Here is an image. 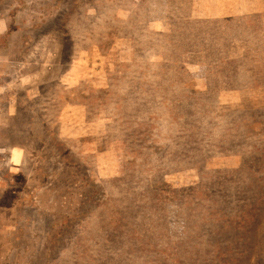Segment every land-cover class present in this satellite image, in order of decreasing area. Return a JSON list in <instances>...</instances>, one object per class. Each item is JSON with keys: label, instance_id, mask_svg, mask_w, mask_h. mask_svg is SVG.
<instances>
[{"label": "rangeland", "instance_id": "374dc122", "mask_svg": "<svg viewBox=\"0 0 264 264\" xmlns=\"http://www.w3.org/2000/svg\"><path fill=\"white\" fill-rule=\"evenodd\" d=\"M44 6L45 0L31 1L29 21L39 28L27 53L21 52L17 39L7 47L0 41V264H73V259L78 264H119L122 251L137 253L131 248V239L130 245L119 246L108 237L114 232L106 226L111 212L103 211L99 202L96 206L88 203L82 212L78 208L74 212L80 197L72 190L94 181L93 186L101 190L98 196L101 205L115 190L112 185L118 189L112 194L113 199L119 197V185L127 176L137 139L140 148L150 147L158 157L163 153L156 146V137L136 138L131 133V129L142 131L145 125L154 126L152 121L143 117L124 120L112 110L131 92L130 81L141 86L147 75L154 74L150 66L141 62L163 50L165 39L158 28L165 23L176 26L177 22H172L176 18L191 19L201 11L207 15L215 7L209 0H80L69 34L61 32L64 27L46 21L57 18L56 22L65 26L62 17L65 5L50 12H45ZM1 18L2 13L0 39L8 33ZM8 51L9 55H1ZM14 54L18 59H14ZM245 56L250 64L252 60ZM247 64L244 68H250L252 78L257 66ZM202 79L204 84L205 77ZM199 80L194 81L201 84ZM195 85H191L192 89L200 90ZM215 101L216 119L221 123L228 121L236 134L218 137L215 130L202 136L199 134L204 128L198 133L180 129L178 142L186 136L196 141L199 144L196 152L202 146L204 161L190 162L187 170L171 171L165 176L163 168L158 167L154 171L157 176L150 180L156 193L164 195V200L170 198L165 204L168 238L147 242L151 248H166L163 255L179 248L190 232L187 205L175 194L169 195L171 191L201 185L213 172L254 169L264 173V143L251 144L264 139V118H258L260 114L264 116V86L257 88V82L242 81L236 90L216 96ZM41 115L38 126L25 121ZM113 121L119 125L125 122L129 128L123 138L108 134ZM133 121L138 125L136 128L131 124ZM58 141H63L72 155L64 153L58 147L64 145ZM175 142L163 140V148ZM232 182L235 186L231 189L218 190L224 199L221 207L250 194L243 191L245 185L241 182ZM215 189L206 188L202 193ZM228 192L233 194L227 195ZM199 196L195 195V203ZM213 200L218 203L221 199L215 195ZM255 204L247 223L243 211L233 208V217L245 223L240 236L251 247L246 252L245 247L241 249L240 256L235 258L238 262L226 260L214 264H264V202ZM101 223L103 227L99 226ZM66 226L70 234L73 227L77 228L74 233L77 236L60 234ZM232 246L233 242L228 247L215 248L226 252ZM146 252L152 253L151 249ZM187 253L190 254L189 250Z\"/></svg>", "mask_w": 264, "mask_h": 264}, {"label": "trees", "instance_id": "16d2710c", "mask_svg": "<svg viewBox=\"0 0 264 264\" xmlns=\"http://www.w3.org/2000/svg\"><path fill=\"white\" fill-rule=\"evenodd\" d=\"M31 1L32 0H2V2H0V13H2L1 20L5 22L8 29V33L3 36L0 41L3 40L6 47L11 44V41L17 39L20 41L22 47L21 52L24 51L27 53L31 43L34 42V33L37 28H39V25L37 24L35 26L36 23L32 24L29 21ZM79 1L80 0L74 2L70 0H45V12H50L52 10L56 11V9L63 8L62 6L64 5V7H66V9H63L66 12L62 16L65 21L64 23L66 24L65 26L56 22L57 18L50 20L47 19L46 21L53 24L56 23L61 28L64 27L65 30H60L62 33L71 34V31L68 29L72 24V18L76 11L75 8ZM10 52L11 51L4 52L1 55H9ZM14 59H18L16 54H14ZM145 83H147V81H145ZM203 90H205V96H202L204 97L202 98V101L204 103L212 102L214 100V98H212L213 95L208 94H213V92L216 91L214 85L210 84ZM190 92L191 91L181 94L180 97H183V95ZM202 101L200 99L198 101L199 105L201 103L200 113L202 112L203 107V112L204 109H207L203 121L205 124L209 122L212 123L214 117L212 111L209 113V109L215 110V104L213 106H209V104L204 106ZM258 116V118H264L262 114ZM41 117L43 118L42 115L37 116L36 119L25 118V121L30 124V126H38L41 123ZM143 119H145V121H153L146 117H143ZM152 123L154 124V122ZM131 124L132 126L134 125V127L137 125L134 121L131 122ZM154 126L145 125L142 131L131 129V133L133 134V137L136 138H143L147 135L150 138L156 137V146H160V148L163 149V153L160 154L159 157L154 156V152L151 151L152 148H140L137 146V139V143L132 150L133 158L129 165V169H127V176H125L124 181L119 185L121 189L118 192L119 197L113 199L112 194H116L118 189L117 186L112 185L115 190L112 191L110 195L108 194L107 201L100 205L101 201H98V196H100L101 190L98 189L97 186H93L94 181H89L85 187L80 189L74 188L72 190L75 195L80 197L75 204L74 212H76L77 208L82 212L88 203L96 206L98 202V206H102L103 211L111 212L106 226L111 228L114 232L108 234V237L116 240L115 242L120 244L119 246L130 245V238L132 242L131 248L137 250V253L135 254H127L125 251H122L118 256L121 262L119 264H214L215 262L226 260L238 262L235 258L240 256L239 253L241 249H244L245 247L246 252L251 247V244H248L247 240H244L242 236H240L242 232L241 230L245 227V223L239 222L233 217V208L243 211L247 223V221L253 216L252 210L254 209V206H256V201L264 202V173L254 169H232L213 172L210 174L212 177L207 179L205 183L201 185L188 190L171 191L169 195L175 194L187 205L188 229L190 232L188 240L183 242L179 248L173 249L174 251L170 252L168 255H163L162 252L167 250L166 248H151L148 243L168 238L167 206L165 207V204L167 203L168 205L170 198L164 200V195L156 193V191L150 187V180L152 177L157 176V173L152 170H150V172L147 170H149L151 164L155 162L154 159H156L158 160L156 162L159 163V167L163 168L164 176L171 171H184L190 162L199 160V155L202 153V146L200 147L201 151L197 153V146H199V144L186 136L184 137V141L181 142H178L176 138L175 144H168L167 148L164 149L160 132H158L157 126ZM203 127L204 126H201V123L196 122L195 124L181 125L179 126L178 131L183 129L181 130L182 132L195 131L198 133ZM206 132H210V130L205 128V131H203V133L201 132L199 135H206ZM207 134L210 135L211 133ZM50 137V141L52 142V136L50 135ZM50 141L49 143H51ZM58 142L61 145H64L58 146L63 149L64 153L67 151L68 154L72 155L70 153L71 150L69 149V152L67 149L69 147L65 148L66 145L63 141ZM122 142L125 144L124 139ZM129 142L130 141L128 140V143ZM263 143L264 139H260L257 142H251V144L255 145ZM175 148H180V151L182 149L186 154L180 156L179 159H177V162L172 163L168 161L167 158ZM74 157L81 159L76 155ZM253 175H255L254 178ZM233 180L245 185V190L243 191L250 194L246 197L244 196L245 199L238 198L233 202H229L227 207H221V203H223L224 199L218 195V190L221 188L231 189L235 186V182H232ZM76 181L80 182V180ZM212 187L217 189L208 194L202 193L203 189ZM198 193L200 194V200H197L195 203V199H197L195 195ZM232 194L233 192H228L227 195ZM215 195H217L218 199H221L218 203L213 200V196ZM225 199L230 200V197H226ZM187 203H194V205H188ZM78 218H80V216H78ZM89 221L90 216L88 218V222ZM99 226L103 227L104 224L101 223ZM68 230L69 227L66 226L61 230L60 234L64 236L74 235L78 229L73 227L72 234H70ZM118 230L121 232H115ZM74 236L76 237L77 235ZM118 236L120 237L116 239L115 237ZM232 242L234 243V246H232L231 251L224 252L215 248L216 246H221L223 248L228 247ZM261 247H263V245H261ZM146 249H151L152 253H147ZM187 250H189L190 254L187 253ZM191 254H194V256H191ZM74 260L75 259L72 260L73 264L79 263V261L74 262Z\"/></svg>", "mask_w": 264, "mask_h": 264}, {"label": "crops", "instance_id": "0c3cea01", "mask_svg": "<svg viewBox=\"0 0 264 264\" xmlns=\"http://www.w3.org/2000/svg\"><path fill=\"white\" fill-rule=\"evenodd\" d=\"M209 1L215 7L209 14L205 15L201 11L191 19L176 18L172 21L177 22L176 26L165 23L164 27L158 28L161 32L152 30L163 36L165 44L161 52L141 62L150 66L154 74L147 75L141 86L134 82L131 87V91L146 92L147 97L137 118L152 120L161 101L168 99L171 94H184V90L189 92L193 84L200 88L199 91L210 83L214 85L216 91L208 95H213L215 108L216 96L236 90L239 82H257V88L264 86V68H260V65L264 66V0H254L256 4H250V0H239L238 3L235 0H218L222 4L215 0ZM186 22L188 25L182 27V23ZM245 55L252 60L250 64L245 61ZM245 64L257 66L252 78L249 76L250 68H244ZM160 66L165 68L162 77L167 80L164 86L158 85V71L155 72ZM202 77H205L204 84ZM196 79H200L201 84L195 82ZM190 80L194 83H189ZM196 116L195 101L186 99L179 103L181 122H191ZM131 118L135 120L134 115ZM118 125L117 121H113L108 134L115 136Z\"/></svg>", "mask_w": 264, "mask_h": 264}, {"label": "bare ground", "instance_id": "6f19581e", "mask_svg": "<svg viewBox=\"0 0 264 264\" xmlns=\"http://www.w3.org/2000/svg\"><path fill=\"white\" fill-rule=\"evenodd\" d=\"M164 70L165 68L163 66H160L155 71L156 73L158 71V74H160L158 75L159 76L158 85L164 86V84L166 83L167 79L165 77H162L164 76ZM134 82H135L134 80L130 81L129 88L133 87ZM147 88L145 91H147ZM189 91H191L190 95H183V97H180L181 95L180 93L179 95H177L176 93L175 95L171 94L168 99L160 102L157 113L153 114V116L155 117H153L152 120L158 128V132H160V137L162 141L165 140L167 142H173L174 140H176V138L178 137L180 133L178 131L179 126L181 125L183 126L186 124H195L196 122L201 123V126L208 128L211 134L215 133V130H216L218 137H222L224 135H229V134H232V135L236 134L235 131L233 130V127L228 124V121L221 123L219 119H216V108L215 110L209 109V113L212 111L214 119L212 123L209 122L205 124L203 121V118H204V115H206L207 109H204V112H203V108H204L203 107L202 112L200 113L201 103L200 105L198 103L199 99L202 101V96H205V92L192 89V87L190 88ZM184 92L186 93L185 90ZM127 98L128 99L132 98L133 99L132 103L131 102L128 103ZM145 98L147 99L146 92L143 93L142 90L131 91L125 97L121 98V100L119 101L120 105L119 104H117V106L114 105V109L112 110V113L118 115L121 119H124V120H126L128 117L131 118L133 115H134V118L136 119L137 113L140 111V103H143ZM186 99L195 101L196 106H197V116L191 122H181L180 117H179V103ZM203 104L204 106H207L208 104L209 106H213L214 100L210 103L203 102ZM219 122H220V125H218ZM228 125L231 126V128L228 127ZM115 129L116 131L114 132V135H116L117 137L123 138V136L125 135L126 131H128L129 128L127 127L126 123L123 122L122 124L118 125ZM183 154H186V153L182 149L180 151V148H175L171 151L167 159L168 161L175 163L177 162V159H179V157L182 156ZM154 156L157 157L156 154H154ZM196 161L197 162L204 161L203 154H200L199 160H196ZM188 165L186 166L185 170H187ZM158 167H159V163L155 161L151 164L149 170L147 171L149 172L150 170L155 171L157 170Z\"/></svg>", "mask_w": 264, "mask_h": 264}]
</instances>
